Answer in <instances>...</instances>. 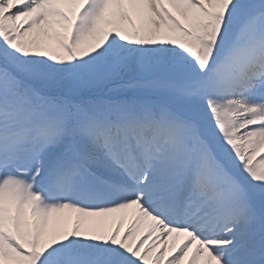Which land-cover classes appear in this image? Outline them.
Segmentation results:
<instances>
[{
    "label": "snow or ice",
    "instance_id": "obj_1",
    "mask_svg": "<svg viewBox=\"0 0 264 264\" xmlns=\"http://www.w3.org/2000/svg\"><path fill=\"white\" fill-rule=\"evenodd\" d=\"M0 264H264V0H0Z\"/></svg>",
    "mask_w": 264,
    "mask_h": 264
}]
</instances>
